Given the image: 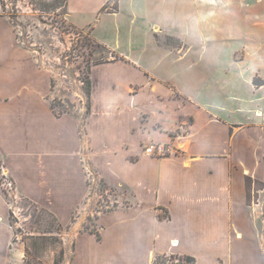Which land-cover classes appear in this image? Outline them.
<instances>
[{
    "label": "crops",
    "instance_id": "0c3cea01",
    "mask_svg": "<svg viewBox=\"0 0 264 264\" xmlns=\"http://www.w3.org/2000/svg\"><path fill=\"white\" fill-rule=\"evenodd\" d=\"M194 1L67 0L68 23L117 58L92 68L90 109L62 114L51 105L52 72L21 44L0 0L2 169L68 229L70 264H264V188L249 202L246 186L247 177L264 184V85L254 83L264 82V0L228 4L245 20L236 29L245 43L234 57L239 76L217 87L229 93L223 100L193 77V46L157 39L191 16ZM125 13L144 36L127 52L121 29L110 30ZM157 144L170 154L145 152ZM103 182L125 187L132 201L98 213L96 229L86 230L97 203L91 192ZM10 214L0 192V264L24 255L13 247Z\"/></svg>",
    "mask_w": 264,
    "mask_h": 264
},
{
    "label": "rangeland",
    "instance_id": "374dc122",
    "mask_svg": "<svg viewBox=\"0 0 264 264\" xmlns=\"http://www.w3.org/2000/svg\"><path fill=\"white\" fill-rule=\"evenodd\" d=\"M1 1L3 12L15 26L21 44L30 50L54 76L51 105L56 113H68L83 106L88 110L90 101L86 89L90 81L92 91V68L100 63H107L117 56L110 54L108 50L93 41L87 31L77 29L68 23L67 0ZM194 2L191 16L188 19L177 17L171 23V30L167 31L165 27L163 31L172 35L157 36V39L184 51L193 46L189 57L195 63L193 77L200 74L207 92L209 87L210 93L223 100L229 93H226L225 89L223 92L218 91L217 87L225 83V87L228 88V83L239 76L237 68L239 63L234 62V57L238 47L244 45L245 41L236 29L244 26L245 20L235 19L227 11L230 0H195ZM232 4L234 5V2ZM117 9L116 2L109 11L115 12ZM110 22V30L115 32L116 29H121L123 36L119 41L122 50L127 52L129 44L131 46L144 43L143 27L138 28L141 22L132 23L127 13ZM134 31L137 36L131 40L127 39L129 35L134 34ZM175 33L178 35H173ZM242 63L244 64L245 61ZM243 72H250L246 64L243 66ZM2 166L0 161V188L8 194L13 212L10 220L13 221L15 229L12 228L14 232L16 230L17 235L13 247L24 248L23 257L15 264H55L56 261L59 264H70L71 246L65 245L64 242L69 234L68 230L58 235L55 228L53 234H45L44 231L48 226L45 223L51 224L52 217L42 210V207L32 208L29 211L24 209L27 203L23 198L26 197L19 193L14 185L9 186L12 182L4 177L7 175ZM105 184L104 187L99 186L91 192V197L93 194L97 196V203L94 215L88 217L84 228L96 229L98 213L126 207L132 201L131 194L125 187ZM263 188L264 185L252 184L251 202L260 197L257 191ZM37 216L39 217L36 218ZM75 218H78V215ZM36 220L38 222H35Z\"/></svg>",
    "mask_w": 264,
    "mask_h": 264
},
{
    "label": "trees",
    "instance_id": "16d2710c",
    "mask_svg": "<svg viewBox=\"0 0 264 264\" xmlns=\"http://www.w3.org/2000/svg\"><path fill=\"white\" fill-rule=\"evenodd\" d=\"M100 64H102V63H100ZM254 83L256 85H264V82L258 81V80L257 81L255 80ZM86 90H87L86 93H87V96H88V100H90V98H91V82L90 81H88V83H87V89ZM88 104L90 105V103H88ZM53 109H54V107H53ZM88 109H90V106H88ZM4 177L8 179L7 176L4 175ZM252 184H253V181L249 177H247L246 178V186H247V195H248L249 202L251 201L250 200V192H251V186H252ZM105 185H106L105 182H103L102 183V187H104ZM260 185H264V184H260ZM0 192L4 195V197L7 199V201L10 204V201L8 200V194H7V192L1 190V188H0ZM23 199L25 200V202L28 205V206L27 205H24V209H27L28 211L31 210L32 208L35 209V208L40 207L39 205H37L36 203H34L33 201H31L28 198H26V199L23 198ZM42 210L46 211V213L49 216L52 217V221H53L51 224H49V222L48 223H45L46 226L48 224L47 228L45 229L46 231H44L45 234H53L54 233L53 230H55V228H56V230L58 232V233L56 232L58 235H61L63 232H65V231L68 230L67 228L63 227V225L58 221V219L56 218V216L54 214H52L51 212L47 211L44 208H42ZM10 216H11V219H12V217H13L12 210H11ZM38 217L39 216H37L36 218H38ZM10 221H11V227H13L15 229V227L13 225V221L12 220H10ZM35 222H38V220H36ZM85 229L86 230L93 231L90 228H85ZM16 236L17 235H16V230H15V232H14V238H13V243L16 241ZM97 236L100 239V234L98 232H97ZM38 238H41V237H38ZM63 253L64 252H62V255H63ZM156 261H157L158 264H167V261H166L165 258L157 257L156 258ZM169 262H170V264H174V262H171V261H169ZM195 263H196L195 259L186 257V258H183V259L182 258L179 259L175 264H195ZM55 264H59V263L56 261Z\"/></svg>",
    "mask_w": 264,
    "mask_h": 264
},
{
    "label": "built area",
    "instance_id": "2783aa9c",
    "mask_svg": "<svg viewBox=\"0 0 264 264\" xmlns=\"http://www.w3.org/2000/svg\"><path fill=\"white\" fill-rule=\"evenodd\" d=\"M145 152L148 155L155 156V157H165L171 152V148L167 145L157 144V145H150L145 149ZM9 186H13L12 183H9Z\"/></svg>",
    "mask_w": 264,
    "mask_h": 264
}]
</instances>
